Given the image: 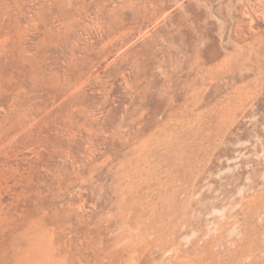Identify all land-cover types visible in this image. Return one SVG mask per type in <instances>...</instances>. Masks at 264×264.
I'll return each instance as SVG.
<instances>
[{
	"label": "rangeland",
	"instance_id": "rangeland-1",
	"mask_svg": "<svg viewBox=\"0 0 264 264\" xmlns=\"http://www.w3.org/2000/svg\"><path fill=\"white\" fill-rule=\"evenodd\" d=\"M0 264H264V0H0Z\"/></svg>",
	"mask_w": 264,
	"mask_h": 264
}]
</instances>
